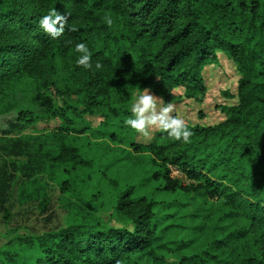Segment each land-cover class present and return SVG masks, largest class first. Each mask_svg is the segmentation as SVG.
Returning a JSON list of instances; mask_svg holds the SVG:
<instances>
[{"label":"trees","instance_id":"trees-1","mask_svg":"<svg viewBox=\"0 0 264 264\" xmlns=\"http://www.w3.org/2000/svg\"><path fill=\"white\" fill-rule=\"evenodd\" d=\"M53 9L70 13L55 39L39 26ZM76 43L88 46L92 69L77 65ZM217 51L235 66L237 101L221 105L218 123H187V143L158 130L130 142L152 155L160 184L128 224L43 232L24 242L14 264H264V0H0V109L16 83L29 82L23 93L52 111L60 128L98 109L123 116L145 87L165 102L177 87L201 101L204 68ZM51 84L61 88L62 106L41 92ZM17 116L37 118L30 110ZM7 190L0 179V210Z\"/></svg>","mask_w":264,"mask_h":264},{"label":"rangeland","instance_id":"rangeland-1","mask_svg":"<svg viewBox=\"0 0 264 264\" xmlns=\"http://www.w3.org/2000/svg\"><path fill=\"white\" fill-rule=\"evenodd\" d=\"M203 77L206 92L201 101L183 97L181 87L173 90L170 102L187 123H218L225 118L221 105L237 101L238 74L225 54L217 51V60L204 68ZM31 87L29 82L16 83L0 109V179L8 189L5 210H0V264H14L26 240L59 227L127 225L132 211L141 209L160 184L152 180V155L130 146L134 140H150L157 130L145 137L124 124L143 91L134 94L123 116L98 109L66 129L59 127L52 111L50 115L46 106L23 93ZM41 92L54 105L66 101L55 84ZM23 110L34 112L36 120H21L17 114ZM104 120L106 124L99 126ZM170 167L174 177L187 181L183 172Z\"/></svg>","mask_w":264,"mask_h":264},{"label":"clouds","instance_id":"clouds-1","mask_svg":"<svg viewBox=\"0 0 264 264\" xmlns=\"http://www.w3.org/2000/svg\"><path fill=\"white\" fill-rule=\"evenodd\" d=\"M70 13H61L56 9L50 10L47 15L41 17L39 26L53 39L60 37L68 24ZM103 20L109 27L113 25L110 12L104 14ZM75 31V28L71 29ZM71 43V41H68ZM75 52L79 53L76 60L78 66L92 69V53L86 43H76ZM103 67L100 61H96L95 68ZM124 124L136 133L149 137L153 130L167 133L170 138L183 140L187 143L193 133L189 130L184 118L176 114V105L165 102L163 97L153 94L151 88L145 87L131 104V115L125 119Z\"/></svg>","mask_w":264,"mask_h":264},{"label":"built area","instance_id":"built-area-1","mask_svg":"<svg viewBox=\"0 0 264 264\" xmlns=\"http://www.w3.org/2000/svg\"><path fill=\"white\" fill-rule=\"evenodd\" d=\"M170 167V166H169ZM170 170H171V175H172V169H171V167H170ZM173 176V175H172Z\"/></svg>","mask_w":264,"mask_h":264}]
</instances>
